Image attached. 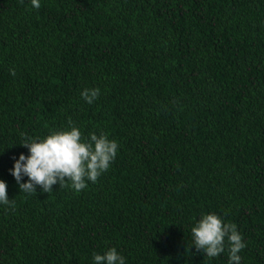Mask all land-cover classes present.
Returning a JSON list of instances; mask_svg holds the SVG:
<instances>
[{
	"label": "trees",
	"instance_id": "obj_1",
	"mask_svg": "<svg viewBox=\"0 0 264 264\" xmlns=\"http://www.w3.org/2000/svg\"><path fill=\"white\" fill-rule=\"evenodd\" d=\"M0 0V264H228L191 227L237 225L264 264V0ZM15 70L16 75H10ZM85 88H98L92 104ZM106 133L109 170L79 192L27 195L21 133ZM23 177L21 182L27 181Z\"/></svg>",
	"mask_w": 264,
	"mask_h": 264
},
{
	"label": "clouds",
	"instance_id": "obj_2",
	"mask_svg": "<svg viewBox=\"0 0 264 264\" xmlns=\"http://www.w3.org/2000/svg\"><path fill=\"white\" fill-rule=\"evenodd\" d=\"M22 2V0H21ZM31 6L39 9L40 0H31ZM15 76V70H10ZM98 88H85L80 95L88 104L98 99ZM19 144L28 149V155L20 154L14 159L10 174L15 179L19 191L36 194L39 186L42 192L50 193L54 185L70 186L76 192L87 187V182L95 183L98 177L107 172L114 161L119 145L109 139L106 133H89L84 137L71 119L67 130H49L41 137L21 133ZM27 181L21 182L23 177ZM7 196V185L0 180V204L11 205ZM191 238L197 252L208 258H215L227 250L228 264H240L239 253L246 247L237 225L225 222L215 213L202 214L191 227ZM94 264H125V258L116 248L110 247L103 254L93 253Z\"/></svg>",
	"mask_w": 264,
	"mask_h": 264
}]
</instances>
